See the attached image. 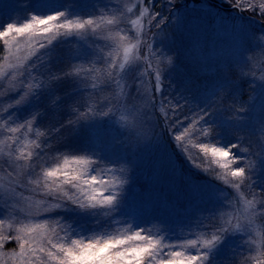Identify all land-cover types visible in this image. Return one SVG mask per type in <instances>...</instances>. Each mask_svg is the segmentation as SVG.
I'll return each instance as SVG.
<instances>
[{
  "label": "rangeland",
  "instance_id": "374dc122",
  "mask_svg": "<svg viewBox=\"0 0 264 264\" xmlns=\"http://www.w3.org/2000/svg\"><path fill=\"white\" fill-rule=\"evenodd\" d=\"M246 5L247 0H0V30L59 12L96 21L83 30H61L45 48L39 47L47 44L40 35H19L11 47L4 44L0 91L11 83L31 84L32 91L19 104L13 102L24 88L0 97V220L8 222L0 228V237H8L0 240V264H57L46 253L19 257L22 241L15 239H28L26 248L48 247L53 233L70 245L141 231L162 242L158 257L206 253L203 264H257L264 257V17ZM156 13L163 21L159 28L151 19ZM113 18L116 23L106 22ZM138 40L125 61V48ZM156 71L162 87L153 92ZM195 114L203 119L193 126ZM28 120L31 127L8 131ZM201 144L231 149L240 158L232 168L251 162L249 180L230 176ZM76 156L94 161L86 176L97 177L98 191L104 190L100 181L109 186L105 194L115 191L113 204L76 203L56 194L61 177L46 179L45 172ZM15 186L11 195L8 188ZM45 221L47 229L20 231ZM213 235L220 239L205 247L203 240Z\"/></svg>",
  "mask_w": 264,
  "mask_h": 264
},
{
  "label": "snow or ice",
  "instance_id": "6c2138e0",
  "mask_svg": "<svg viewBox=\"0 0 264 264\" xmlns=\"http://www.w3.org/2000/svg\"><path fill=\"white\" fill-rule=\"evenodd\" d=\"M146 2V0H138V3ZM240 7L239 4L236 5ZM247 10H258L261 13V16L264 17V0L257 5L254 0H247L246 5ZM129 12L132 11L131 8L128 9ZM147 9H144L141 12H146ZM160 14L156 13V16H153L151 19L156 20V27L159 28L163 23L162 20H157ZM103 19V18H101ZM108 24L116 23L115 19H109L106 21ZM138 20H131V25H138ZM96 24V21L93 19L81 20L79 18L73 20L66 18V14L63 12L56 13L54 15L48 16H35L33 15L30 20L25 23H9L3 30H0V38H3L4 44L11 47L12 41L19 35H40L42 36L47 44L40 43V48H45L47 45L51 44L62 32L63 33L73 32L74 30H83L86 26H91ZM139 40L137 45H129V47L124 50V60L129 59V53L133 47L139 45ZM151 50V46H148ZM251 55L249 57L251 61ZM170 59V58H169ZM113 69L120 67L123 68L124 65L112 64ZM255 76L254 73L251 72ZM2 75V73H0ZM155 83L153 92L162 87L161 83V73L156 71L154 73ZM55 78V77H54ZM264 79V76L260 77ZM24 88L26 91L20 96L19 99L15 100L13 103H21L28 94L32 91V85H24L21 83L19 88L16 83H11L7 88L3 87V90L0 91V97L5 96L10 91H15L17 89ZM153 99L148 98L147 103H151ZM163 103V102H162ZM171 104V103H170ZM11 107V104L8 105ZM172 109H181V105L172 104ZM91 111V110H89ZM87 112L81 114V118L87 117ZM107 115V113H101ZM167 115V113H165ZM122 120H125L126 117H121ZM203 119V116L195 114L193 118V126L199 124V121ZM34 120V118H33ZM32 121H25L23 124H18L16 127L8 128L10 133H16L23 128L31 127ZM71 123V122H69ZM4 127L3 125H0ZM187 132V130H186ZM211 132V128L202 129L200 131L201 135H208ZM177 140H182L183 135L177 136ZM39 146V145H38ZM205 153L211 152L212 156L216 157V162L226 170L230 176L237 178L238 181L244 182L249 180L247 167L251 166V162L247 167H238L232 168V165L237 162L238 157H235L231 149L209 146L207 144L199 145ZM248 151V149H244ZM33 154L31 152L26 154V159L31 157ZM94 163V161L87 156H76L71 160L68 158L64 159L62 167H57L48 170L45 172V178H56L61 177L60 186L56 188L57 193H63L64 198L71 199L76 203L86 202L92 205H111L116 200L115 191L112 194L109 193V186L104 181H100L104 185V190L102 192L97 190L96 180L97 177L86 176V173L89 171V167ZM75 165V167H72ZM10 167H12L10 165ZM13 173H16V168L12 167V173H9L10 179L15 180ZM38 183V181H36ZM121 183V181H119ZM53 184H49V189L53 188ZM17 186V185H16ZM9 187L11 195H15L17 188ZM64 186H72L76 189L75 192H71L70 189L65 190ZM236 187L239 188L240 184L237 183ZM57 205H51L45 209V211H50L51 208L56 207ZM261 207H264V199L261 200ZM8 222L6 220H0V228H2ZM48 222L45 221L43 225H36L33 228H22L20 231L23 232H34L39 228L47 229ZM8 227L11 228L12 225L8 224ZM235 227H241L240 224H236ZM223 231V229H222ZM8 237H0V240H7ZM15 239H20V252L19 257H27L29 253L33 257L37 256V253L44 255L46 253L47 257L51 258L57 262V264H203V259L206 257L205 254L201 255H190L185 252L172 251L168 253L166 257L160 258L156 254L161 251L163 248L162 242L153 236L143 235L141 231H135L132 233L125 232L123 235L119 236H109V237H96L91 240L75 239L72 240L70 245H66L61 242L58 234L53 233L47 241L48 247L39 246L33 248H26V245L29 244V240L24 237H15ZM220 239L219 235H213L211 239L203 240L205 247H211L213 243ZM55 240V242H53ZM197 241H190L189 244L195 245ZM155 257V259H151ZM40 264H46L44 260H40ZM257 264H260L257 261Z\"/></svg>",
  "mask_w": 264,
  "mask_h": 264
},
{
  "label": "trees",
  "instance_id": "16d2710c",
  "mask_svg": "<svg viewBox=\"0 0 264 264\" xmlns=\"http://www.w3.org/2000/svg\"><path fill=\"white\" fill-rule=\"evenodd\" d=\"M5 50H6V46L4 45V43H2V42L0 41V59H1V56L4 54ZM258 258H259V259H258ZM258 258H257L255 261H256V262L259 261L260 264H262L263 259H264L263 255L259 256Z\"/></svg>",
  "mask_w": 264,
  "mask_h": 264
}]
</instances>
